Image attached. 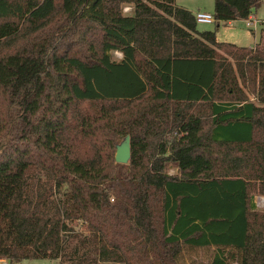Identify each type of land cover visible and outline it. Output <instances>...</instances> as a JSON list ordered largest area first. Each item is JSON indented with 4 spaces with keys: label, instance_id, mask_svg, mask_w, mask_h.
<instances>
[{
    "label": "trees",
    "instance_id": "obj_1",
    "mask_svg": "<svg viewBox=\"0 0 264 264\" xmlns=\"http://www.w3.org/2000/svg\"><path fill=\"white\" fill-rule=\"evenodd\" d=\"M197 25L176 0H0L1 261L264 264V37Z\"/></svg>",
    "mask_w": 264,
    "mask_h": 264
},
{
    "label": "rangeland",
    "instance_id": "obj_2",
    "mask_svg": "<svg viewBox=\"0 0 264 264\" xmlns=\"http://www.w3.org/2000/svg\"><path fill=\"white\" fill-rule=\"evenodd\" d=\"M176 4L184 7L191 12H194L196 15L199 12L210 13L214 15L215 0H176ZM125 14L127 13V7L124 10ZM257 21L249 23L248 21H236L239 23L234 24L233 26L220 25H202L198 24L197 27L201 31H215L217 33V38L220 42L238 44L239 47H253L256 43L260 42L261 31L264 26V0L259 9L253 12ZM264 45V41H263ZM263 48V46H262ZM113 58L115 61H120L123 58V55L119 52L113 53ZM250 100L258 104L254 96L250 95ZM125 142L122 141L121 145ZM168 173L171 176L178 175V170L175 165H168ZM254 204L258 211H264V196L255 194ZM213 249H185L184 255L181 264H210L212 258L214 257ZM0 264H11L9 261H1ZM17 264H59L57 261L51 260H29L23 261ZM109 264V263H108Z\"/></svg>",
    "mask_w": 264,
    "mask_h": 264
},
{
    "label": "water",
    "instance_id": "obj_3",
    "mask_svg": "<svg viewBox=\"0 0 264 264\" xmlns=\"http://www.w3.org/2000/svg\"><path fill=\"white\" fill-rule=\"evenodd\" d=\"M115 160L117 164L126 165L131 160L130 138L127 137L125 142L117 148Z\"/></svg>",
    "mask_w": 264,
    "mask_h": 264
},
{
    "label": "crops",
    "instance_id": "obj_4",
    "mask_svg": "<svg viewBox=\"0 0 264 264\" xmlns=\"http://www.w3.org/2000/svg\"><path fill=\"white\" fill-rule=\"evenodd\" d=\"M179 6V5H178ZM179 7H181V6H179ZM182 8H184V7H182ZM186 9V8H185ZM132 8H130V10L127 12L128 14L129 13H131L132 11ZM188 10V9H187ZM188 11H190V10H188ZM191 12V11H190ZM193 15H194V12H191ZM199 13H205V12H199ZM198 14V13H197ZM196 14V15H197ZM210 14V13H209ZM196 15H194L195 17H196ZM251 20H253L254 22L255 21H257L256 20V18H255V16H254V14L251 16V18H250ZM250 20V21H251ZM236 23H239V22H230V23H228V24H225V23H216V21H215V23L214 24H217L218 25V27L220 26V25H225V26H233L234 24H236ZM263 24H264V22H262V26H263ZM202 25H205V24H202ZM212 25V24H211ZM197 29H198V31L199 32H206V31H201L198 27H197ZM263 31H264V26H263V28H262V31H261V38H260V42H258V43H256V45H254L253 47H249V49H254V48H256V46L258 45V44H260L261 43V40H262V37H264V33H263ZM211 32H216V30L215 31H211ZM216 37H217V33H216ZM217 40L220 42V40L217 38ZM221 43H224V42H221ZM231 44V43H230ZM234 45H236V46H238V44H234ZM239 47V46H238ZM241 48H247V47H241Z\"/></svg>",
    "mask_w": 264,
    "mask_h": 264
},
{
    "label": "built area",
    "instance_id": "obj_5",
    "mask_svg": "<svg viewBox=\"0 0 264 264\" xmlns=\"http://www.w3.org/2000/svg\"><path fill=\"white\" fill-rule=\"evenodd\" d=\"M130 10V8H127V12ZM249 19V23H253L254 21ZM196 22L197 24H205V25H211L215 23V18L214 15L209 14V13H198L196 15ZM1 262V260H0Z\"/></svg>",
    "mask_w": 264,
    "mask_h": 264
}]
</instances>
